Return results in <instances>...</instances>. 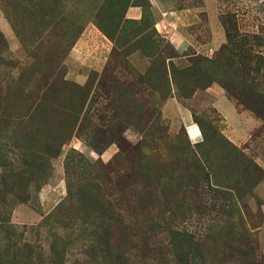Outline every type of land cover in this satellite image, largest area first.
<instances>
[{
	"label": "rangeland",
	"instance_id": "obj_1",
	"mask_svg": "<svg viewBox=\"0 0 264 264\" xmlns=\"http://www.w3.org/2000/svg\"><path fill=\"white\" fill-rule=\"evenodd\" d=\"M0 264H264V0H0Z\"/></svg>",
	"mask_w": 264,
	"mask_h": 264
},
{
	"label": "crops",
	"instance_id": "obj_2",
	"mask_svg": "<svg viewBox=\"0 0 264 264\" xmlns=\"http://www.w3.org/2000/svg\"><path fill=\"white\" fill-rule=\"evenodd\" d=\"M152 1V0H151ZM156 1V0H154ZM127 16L130 19H140L143 16V9L141 7L138 6H134V7H130V9L127 12ZM168 23V20L166 18H162L159 23H158V27H163V28H167L168 26H166ZM98 30H90V33L95 35L97 38L98 36H100V32H98L99 34H97ZM87 36H89L86 33H84V35L79 39L78 43L76 44L74 50L72 51L71 57L69 61H73V58H75L77 56V51H79L80 49H83V51L86 50V47H89V44L91 43L90 38H88ZM103 36V35H102ZM105 37V36H103ZM106 38V37H105ZM107 42H104V39L98 38V42H100L101 44H103L104 46H108L110 47V49L112 48V43H110V40L108 38H106ZM111 46H110V44ZM87 51V50H86ZM103 56L100 55L98 56V58L90 59V60H84V62H80L79 60L77 61V63L73 64V62L69 63L70 65V72L72 73L73 76H78L77 79H75L76 81H84L86 78V74L88 73V69H102L106 63H107V57L106 58H102ZM92 58V57H91ZM74 73V74H73ZM81 77V78H80Z\"/></svg>",
	"mask_w": 264,
	"mask_h": 264
},
{
	"label": "trees",
	"instance_id": "obj_3",
	"mask_svg": "<svg viewBox=\"0 0 264 264\" xmlns=\"http://www.w3.org/2000/svg\"><path fill=\"white\" fill-rule=\"evenodd\" d=\"M107 35V34H106ZM108 36V35H107ZM109 37V36H108ZM107 37V38H108ZM121 230H123L124 231V233L125 234H127L128 236H130V237H140V233H139V231H138V229H136V228H134V227H132V226H128V225H125V224H123L122 226H121ZM139 239H141V238H138V240ZM139 246V243L138 242H135L134 243V245L133 246ZM142 249H144V250H146V249H148L149 248V242L147 241V239L145 238L144 240H143V245H142V247H141ZM247 253H249V254H254V250L252 249V248H250V252H247Z\"/></svg>",
	"mask_w": 264,
	"mask_h": 264
}]
</instances>
